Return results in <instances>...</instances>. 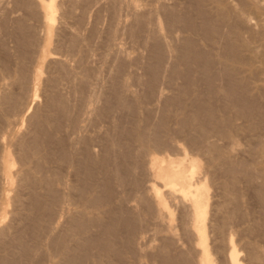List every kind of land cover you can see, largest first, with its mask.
I'll return each instance as SVG.
<instances>
[{
  "label": "bare ground",
  "instance_id": "6f19581e",
  "mask_svg": "<svg viewBox=\"0 0 264 264\" xmlns=\"http://www.w3.org/2000/svg\"><path fill=\"white\" fill-rule=\"evenodd\" d=\"M150 1H148V2L150 3ZM234 1H236V0H234ZM252 1L251 0H238V2H239L238 4H240V5H238L236 3L237 7L241 6V8L238 7L237 10H235V8H233L235 6H231L233 4V2H232V4H230L231 3L230 0H187L188 7H186L187 8L186 12H180L179 11L178 13H176V11H175L174 15L172 12H170V13H172L174 22L181 21L180 24L183 25L181 27H184V29L187 31V34L191 35L189 37H185L184 39H182V37H181L182 42H180L179 46H178V42L181 40H179L176 43L177 47H175V50L177 53L174 51V55L176 53L175 57L176 58L178 57L177 65L176 66L173 65V69L171 68L172 71L168 72V74H170V77L172 78L171 80L179 78L181 81L180 85L176 88V90L178 91L177 95H175V96L172 95V98L168 99L166 102L168 107H171L170 109H173V112L170 113V111H169L168 115H165V116L163 115L161 117V119L157 121V124L154 125L153 129H151V128L146 129V127H143V128H145V130H147L151 134H148L146 131L144 132V130L143 131L140 130V132L142 131L141 133L140 132L139 133L137 132V134L135 133L134 137H133L132 133H130L128 131L122 130L121 133H118L120 136H119V138L117 137L118 138L117 142L119 141L120 137H123L122 138L123 142L121 143L122 148H119V150L120 149L121 150H120V152H118V154L114 152L115 154H117V156H115L116 158L112 164H109L110 160L108 158V154L111 150H113V151L116 150L117 145H115L116 147L111 146L116 142L111 143V141H110L111 144L109 145V143H108L109 146H106L107 142H106L105 146L100 145V146H102V149L100 151L101 154L99 155L97 153L98 151L97 152L91 151L92 147H94L92 145V143H94L96 140L94 139L95 141L93 142L92 141L93 139L91 140L89 137H88L89 139L86 138V136L89 133H87V135H86L81 130L82 128L80 129V131H82L85 134V137L84 138L80 137L81 139L79 141L74 140L75 139L74 135L71 137L73 139H69V140H68V138L65 139V137H66L65 135L63 137H62V135L59 136L61 134L60 133L61 131L59 132V130L61 129V127H63L64 124H66V126H65V128L67 127L66 129H68V128L71 129V127L72 128L76 127L74 125H75V119H77V117L76 118H74L75 116L72 117V115L75 112L71 115L70 110H69L70 107H69L68 103L66 102V98L63 96L62 93H60L61 91L60 92H58L59 90L57 91V89H58L57 86H59L60 83L57 85V83H58L57 79L56 80L53 79L55 76L53 78L50 77L53 80H55V81L52 80L54 82V85H53V87L51 85L52 89L49 90L50 92L47 91L49 93L42 94L45 96L44 105L41 108L42 113L37 115V116L34 115L35 113H33L32 116H29L30 117L29 120L30 119L33 120V122L30 120V123L33 126H32V129L28 131L27 136L23 135L21 138H19V136H18L17 138H19V141L14 142V143H12L13 141L11 139L7 138L6 139L7 141H5L6 143H4L3 139L5 136H4L3 131H4L5 127L10 125L9 123H7L8 121H6L8 115L11 116L10 113H17V111L19 110V113H20V111H21V113H23L22 118L20 117L21 122L26 120V119L23 120L24 115H25V113L28 112V110L32 106L31 105L32 102L34 103L33 100L36 99V98H34V96L36 95V90L38 89L37 86H35V87L33 86L34 91L33 92L30 91V92H32L33 98L30 99V95H29L28 96L29 101L28 102L26 101V103L22 102V100H25V99H23V93L22 92L24 90H26L27 85H28L27 84L28 80L31 77L29 78L28 69L26 70V68H27V67L25 68L26 64L22 60L25 58L24 56L27 55V53L25 54L24 50L23 49L21 50L23 52H21L22 55H20L21 53H19V55H20L19 60L20 61L18 63H20V64H17L19 66V67L17 66L18 70L17 69L13 70V68H12L13 74L11 73V70H10L11 74L8 73V75L5 76V77L12 78V82L11 81L10 82L13 85L14 84L17 85L18 88H16V89H18V92H16V93L15 92L14 93L9 92V93H1L0 94V104H2L4 106L3 111L1 112V114H3V115L0 117L2 119V120L0 119V144L2 146V148L0 147L1 148L0 149V222H3L2 220H4V218L6 216L10 215V214H8V212H9L8 208L5 209V207L2 206L3 203L4 204L7 203V205L11 204L12 206L13 205L16 206V208H19L20 212H21L22 208H24V210L28 208L29 210L26 213V216L25 215L24 216L26 218H28L31 221V223H28L29 226L27 229H26L27 226L24 225L25 226L24 228L22 227L21 229H17L14 231L15 233L11 232L12 234H10L8 227H7L6 231L4 229L1 230L0 237H2L3 240L2 241L0 240V264H39L37 258H38V255L41 253L40 248L46 244V243L44 244V243L40 242L39 237L42 236V235H40V233L44 231V230L42 231V229L46 226L45 221L47 219L50 220V214H53L52 217L54 216V212L51 213L53 208L55 211L59 209L55 205L62 206L63 204L60 205V203H63V202L74 203L75 205H77L76 208H78V205H80V207L78 208L79 209L78 210L79 215L77 217L74 216L75 217L74 218L73 215H71L72 212H70L69 214H66L67 208L65 209L66 213H64V214L69 215V218H68V216H67L68 219L66 218L68 220V222L63 221L64 225H66L65 230L62 233H59V234L57 233L58 234L57 236L56 235L49 236L50 238L48 240V243L46 244L47 247L45 245V247L47 248L46 250H48V251H46L47 253L45 251L43 252V254L46 253L47 255L45 254L46 257L43 256V258H40V259L46 258L47 264H137L138 262H136V256H137V252L139 250L137 251V248H136L134 243L135 242L138 243L139 240L141 241V238H139L138 241H136L137 239L135 240V238L137 237V236L135 237V234H138L139 231L136 233V228H132V226H130L131 225V223L129 224L130 218L125 213H123L125 211H120L118 209H115V207L112 206L113 202L110 203V201L112 198L113 189L115 188V187H112V186H114V185H112V178L114 177L116 179V181L120 184V183H123L128 178L129 173H131L134 169H136V168L140 169L141 168L140 169V171H141L142 167H140V166H142V164L138 163V160H140V159H137V158H139V156L141 155L140 157L143 159L142 156H144L145 154L143 155L142 153H144L145 151H147V155L149 154V156L147 158V162L145 163V165L148 166L149 171L151 170L154 179L158 178V179L162 180L161 181L162 185H160V186H162V187L164 186L166 192H165V194H163V192H161L159 185L154 183V179H153V182H152V180L149 181L147 179L149 182H151V184L144 185V186H147L146 187L147 193L149 192L148 194L151 197V199H149V200H152L151 202L154 204V206H152V207H154L159 213L164 212V215H165V216L163 215L164 218L165 217L167 218L169 216L168 212H165V209H166L165 200L168 198H170V199H168V201L174 200V196H173V199H171L172 197H169V196H172L171 194H174V192L178 188L177 174L183 175V178H185L187 180V186L188 187L180 190V196L179 195L178 196L180 197V199H182V201H183V199L185 200L188 198L191 202V205H189L190 203L188 205H189L190 211H191L190 215H192V217H193V225H192L193 232L191 233L190 230H189V232L191 234L194 233V235L196 237L195 248H197V251L199 252V258L197 259L196 264H209L208 248L205 244V232H204V219H205L206 211H207V209H206L207 203H206V200H205V202H204V200H202L203 199V195H202L203 192H205V194H207V185L205 184V182H206V179H208V177L210 178L209 180H211L212 175H214V177L215 176L217 177V175H218V177L220 175L222 176L221 180H219L217 177V180H219V182H218L219 184H217V185H219L218 188L221 190L220 191V194L222 193L221 196L223 195V200H221L222 205L219 204L222 207L221 206H218V207L216 206V207L219 208L218 212L221 211L220 208H223V209L225 208L224 210L222 209V211L227 210L228 213L225 212L227 214L226 220L232 219L231 221H233V222L236 220H240L238 218H241V216L243 214L238 216L237 211L239 210V213L243 212L242 210L244 208L243 209L241 208L240 205H242V203L240 201L244 199L243 198L244 194H247L248 197L251 199V202L253 203L252 206L254 205L258 209L257 214H254V212H253V214L250 215L251 217L249 215H247V216H249L248 221H250L251 225H252V223H259V225L261 227V224L264 223V167L261 166L262 164L261 165L257 164L258 167L255 166L256 167V168L254 167L255 170L252 167L254 165H256V162L258 163L260 161L259 158L264 153V151H263L264 147L262 146L263 143L261 141V134L262 133L264 134V132H262V131H264V121L262 119L263 117H261V113H262L261 107H263L264 104H263V106H260L259 105L260 103L258 104V102H257L258 100L256 99V96L259 97L258 96L259 94L260 95L262 94L264 96V87L262 85L259 87L258 86L259 83L256 85V83H257L256 81L260 80V71H261V74H264V31L262 32V29H261V31H259V32L263 33L261 37L258 38L259 33H257V35H255V36H257V38L256 37H253V38L249 37L248 39H243L242 34H240L241 31H239V30H243L244 28H246V26H248L247 23L250 22V20L247 23L245 22L247 20L245 15H247V16L252 15V14H250V12L252 13V11H254L255 8L257 7L252 3V5H254V7H255V8L253 7L254 9H252V7H251L252 5H250V2H252ZM73 2H75V1H73ZM133 2H134V0H133ZM228 2H230V3H228ZM256 3L257 2H255V4ZM53 4H54V0L48 1L49 9H50V7L52 8ZM184 4H186V3H184ZM161 5H162V3H161ZM2 6H3V4H2ZM163 8H165V7L163 6ZM171 8H173V6H171ZM165 9H163L162 13H164ZM157 10H159V9L157 8ZM257 10H259V8ZM261 10H264V8ZM166 11H168V10L166 9ZM246 12H248V14H246ZM254 14L255 13H253V15H252L253 17L255 16ZM167 15H169V14H167ZM167 15H166V18H167ZM242 15L245 16V18L241 17ZM257 15H260V14L257 13ZM142 16H144V13H142ZM163 17H165V16H163ZM170 17L171 16H169V18ZM240 17L243 18L242 21H244V19H246L244 21V23L246 24L245 27H244V23L241 21ZM259 17H258V20H260ZM145 18H147V17L145 16ZM232 18H236L237 20L234 21ZM252 18L250 17L248 19H252ZM46 19H50V16H46ZM197 19H199V22L196 21ZM148 20H150V19H148ZM261 20H262V18H261ZM171 21H173V20H171ZM263 21H264V19H263ZM20 22L18 23V25L20 24ZM170 22H169V24H172V22L171 23ZM258 23H260V22H258ZM175 24H178V26L180 27L179 23H174V25L172 24L173 27L171 26V29L175 28L174 27ZM249 26H251V25H249ZM148 27H149V31H150L151 27L150 26H148ZM158 28H160V26ZM158 28H156V29L158 30ZM177 29H179V28H177ZM146 30H148V28ZM159 30H160L159 31V33H160L161 29H159ZM180 30L175 31V33H178V32L180 33ZM167 31H169V30H167ZM113 33H114V31H113ZM157 33H158V31H157ZM172 33H174V32L172 31ZM182 33H184V32H181V35H183ZM10 34H11V32H10ZM156 35H158V34H156ZM169 35H171V33ZM185 35H183V37ZM193 35L198 36V40L205 39L204 41H207V43H208V49L203 50L200 47L201 44L199 46L197 43L198 42L196 39L197 37L194 36L195 37L194 38ZM202 35L204 36V38H202L203 37ZM4 36H6V35H4ZM24 36H26V35H24ZM165 36H167V35H165ZM243 37H244V32H243ZM111 38H112V36H111ZM157 38L159 39V37H157ZM168 38L169 37H167V39ZM217 38H219L218 40L221 41V46L220 47L217 46L218 48H215V44L217 43L215 41ZM246 38H247V36H246ZM17 39H15V40H17ZM30 39H32V37ZM28 40H29V38H28ZM159 41H160V39H159ZM254 41H256L257 44H255L256 42L254 43ZM26 43H27V41H26ZM252 43L255 44L254 46L257 45L256 46L257 48L256 47L254 48V46H252ZM163 45H165V44H163ZM168 45L169 44H167V46ZM171 46H172V48H174L173 45H171ZM168 47H170V46H168ZM172 48L170 47L171 51L173 50ZM214 48L216 49L215 54H214ZM87 51H89V50H87ZM151 51L154 52V53H152V55H154L152 57H156L158 59L161 58V57H159V53L162 51L159 49L158 45L154 44V50H151ZM244 52H246V53L244 54ZM82 54H83V52H82ZM158 59L157 60L155 59V60L160 62ZM17 60H18V58H17ZM27 60H28V58H27ZM90 60H92V59H90ZM6 61H7V59H6ZM61 61H63V60L61 59ZM256 61L262 63L263 66H261V64H260L261 67L258 66L261 69H257L258 67H255L254 65H252V63H256ZM76 63L78 64V62H76ZM3 65H5V64L3 63ZM63 65L61 63L60 66L62 67ZM180 65H181L182 69H180V67H179ZM89 66H90V64H89ZM6 67H8V66H6ZM64 67L66 68V66H64ZM157 68H159V67H157ZM163 68H164V66H163ZM67 70H71V69L67 68ZM67 70L65 71L66 72L64 75L65 77L69 76V74H68L69 71H67ZM60 71H61L60 75L64 73L62 70H60ZM152 71H153V68H152ZM155 71H156V69H155ZM1 72H3V71H1ZM67 74H68V76H67ZM77 75H79V74H76L75 76L77 77ZM68 78H67V80H68ZM72 78H75V77H72ZM72 78H70V79H72ZM79 78H77V80ZM168 78H169V76H168ZM32 79H34V78H32ZM58 79L66 80L63 76L58 77ZM109 80H111V79H109ZM126 80L127 79H125V81ZM152 80H154V79L152 78ZM31 81L32 80H29V82H31ZM80 81H82V79ZM254 81H255L254 85H256L257 88L255 86H253V87L251 86V82L253 85ZM36 82L37 81H35V85H36ZM115 83L116 82H114V84ZM32 84H34V83H32ZM79 84H80V82H79ZM67 85H68V83H67ZM174 85H173V87H174ZM102 86H104V85H102ZM117 86H119V85H117ZM112 87H110V88H112ZM254 87H255V89H254ZM62 88L59 87V89H61V90H62ZM68 88H69V85H68ZM70 88H72V87H70ZM151 88H153V87H151ZM170 88H171V86H170ZM118 90L116 89L115 91L117 92ZM92 91H95V90H92ZM108 91H110V90H108ZM119 91H121V90H119ZM152 91L154 92V89ZM25 92H24V94H25ZM159 92L162 93V91H160V90H159ZM76 93H77V91H76ZM91 93H93V92H91ZM114 93H112L113 97H114L113 99H118V100L120 99L122 101L123 98L121 99V97L119 96V94H121V93L118 94L119 98ZM126 93H127V91H126ZM27 94H28V92H27ZM112 94H110V97ZM160 94L158 93V97L157 96L156 97L159 98ZM155 95H157V94H155ZM24 97H27V96H24ZM80 97H81V95H80ZM260 97H259V99H260ZM98 98H99V96H98ZM98 98H97V100H98ZM144 98H142V99H144ZM166 98H168V97L166 96ZM262 99H260V100L262 101ZM90 100L93 101V99H90ZM90 100L87 99V102L90 103L91 102ZM85 101L86 100H84V102ZM147 101H148V99H147ZM123 102H125V101H123ZM148 102H151V101H148ZM76 103L77 102L75 101V104ZM107 103L108 102H105V104H107ZM109 103L106 106H109L110 105ZM111 103H113V102H111ZM125 103H127V101ZM72 104H73V102H72ZM75 104H74V106H75ZM86 104L87 103H85V107H86ZM113 105H114V103H113ZM115 105H117V104H115ZM126 105L128 106V104H126ZM82 106H83V103H82ZM88 106H89V104H88ZM122 106L123 105H121V108H122ZM115 107H117V106H115ZM79 108H81V107H79ZM109 108H111V107H109ZM121 108H120V111L122 110ZM123 109H125V108H123ZM129 109H130V107H129ZM101 110H102V108H101ZM106 110L107 109L105 108V111ZM162 110H164V109H162ZM105 111L103 110V112H105ZM132 111H133V109H132ZM76 113H78V112H76ZM82 113H84V112H82ZM98 113H99V111H98ZM100 113H101V111H100ZM263 113H264V109H263ZM137 114H138V112H137ZM14 115L16 116V114H14ZM18 115L20 116V114H18ZM78 115H80V114H78ZM101 115H103V114L101 113ZM131 115H132V113H131ZM76 116H77V114H76ZM106 116H108V115H106ZM115 117L117 118V116H115ZM14 118L15 117L12 116V120L19 122L20 118H19V120L14 119ZM17 118H18V116H17ZM142 118L144 119V117H142ZM145 118H147V117L145 116ZM78 119L81 121L80 118H78ZM170 119L174 120L172 122L175 124L174 126H176V128H177L176 132H178V134H180L179 137L182 138V140H181V138H178L179 141H183L184 144H183V142H182V144L185 147H187V146L188 147L189 146L190 147H192V146L196 147L197 146L196 147L197 149L195 148L196 151L200 149L199 150L200 152L195 151V154H197L198 156L203 158L202 160H205L204 163H206L205 166L203 167L202 171H201V173H202L201 181H200V176L197 175L199 173L198 162L195 160L196 159L195 157H192L191 155H189L191 157L188 156L189 151L186 152V149H188V148H184L183 146H181V149H183V150L181 151L180 157L178 159H174V158L165 159L166 157L165 158L161 157V156L157 157L156 155L152 154L155 151L157 152V150H159V149L160 150L161 149L166 150L165 147L168 146V144L166 142V140L168 139L167 135L169 134V131L171 129V126L169 127V125L167 124L166 121H168V123H169ZM237 119L241 120V121H239L240 123L239 122L235 123V121H237ZM144 120H147V119H144ZM83 121H84V119H83ZM97 121H99V120H97ZM100 121H101V119H100ZM103 121H105V120H103ZM4 122H6V125L3 126ZM63 122H64V124H63ZM82 122L81 123L79 122V123L82 124ZM145 123H146V121H145ZM22 124L20 123L21 126H22ZM96 124L98 125L99 123H96ZM148 125L145 124V126H147V127H148ZM10 126H12V125H10ZM78 126H81V125H77L76 128H78ZM131 126H133V125H131ZM87 127H88V125H87ZM99 127H100V125H99ZM99 127H97V128H99ZM15 129H16V127H15ZM86 129H83V130L85 131ZM125 129H129V128H125ZM9 130H10V128H7V130H6L8 132V135L13 134V133H9ZM11 130L14 131V129H11ZM77 130L78 129H76V134L78 133ZM17 131H19V130H17ZM94 131L96 132V134L100 135V133H97L98 131H96V130H94ZM246 131L257 133L256 136H258V139H259L257 142V147L260 146V148L256 147L257 151L255 149V151L258 155L259 161L257 159L256 162H251V163H254V165L252 167H250L252 164L250 166L248 164H245L246 160L243 162L241 158H240L241 161L238 160L237 162H234L235 159L234 160L231 159L230 161H228V156L225 155V154H227L225 152V150L228 149L231 151V150H233V148L229 149V148L224 147L223 145H219L220 149H221V146L225 148V150H222V149L220 150L219 147H217L218 145H215V143L213 144L212 142L210 143L207 140V136L210 137L212 135L213 136L217 135L219 139H223L224 141L227 140L226 142H230L229 140H231L233 138L236 139V136L237 137L239 136L238 134L242 135L243 133H246ZM116 133H117V131H116ZM162 133L164 135H162ZM248 134L250 135L251 133H248ZM248 134L246 136H248ZM149 135H151V136H149ZM174 135L175 134L173 132H171L169 136H174ZM100 136H102V135H100ZM104 136H106V135L103 134L102 137H104ZM254 136H255V134H254ZM94 137H96V135ZM132 137L134 138L135 141L138 142V145L136 146L137 147L136 151H134L132 149L134 151V153H132L130 151V149H131L130 147L132 146L130 144L131 143L130 141H132V140H130V139ZM166 137H167V139H166ZM251 137H253V136L250 135L249 138H251ZM12 138H13V136H12ZM96 138L100 139L101 137L100 138L96 137ZM243 138H244V136H243ZM245 138H247V137H245ZM175 139H177V138H175ZM235 139H233V141L231 140L232 142H234V144L236 142ZM99 141L101 142V140H99ZM232 144L233 143H231L230 145H232ZM103 145H104V143H103ZM247 145L249 146V143ZM10 146H13L12 150L10 149ZM110 146L113 148L111 149ZM133 146H135V145H133ZM177 147H179V145ZM230 147H235V146L232 145ZM177 149H179V148H177ZM192 149H194V148H192ZM235 150H237V149H235ZM113 151H111L110 154H112ZM92 152L97 153L98 155L93 154ZM191 152L192 151H190V153ZM192 154H193V152H192ZM243 155H244V153H243ZM229 156H230V158H232L231 155H229ZM110 158H112V155ZM163 161H166V165L161 164V163H163ZM231 161H233V162H231ZM249 161H251V160H249ZM247 163H249V162H247ZM16 164H17V166L14 167V165H16ZM62 164H64L63 166H65V168L67 170L70 169V171H71L70 173H72L73 175L76 176L77 179L72 177V178L76 179L75 180L76 182L75 181L72 182V181H69L66 179L67 178L66 176L69 175L70 173H68V174L66 173L67 175L65 176V173L62 170ZM202 165H204V164H202ZM110 167L112 169H110ZM138 167H140V168H138ZM14 169H15V171H14ZM151 172H149V173H151ZM149 177H150V174H149ZM68 179H69V177H68ZM129 179L130 178H128V182H129ZM133 179H134V177H133ZM140 181H142V180H140ZM241 181L245 182V185H242L244 188L240 187V184L242 183ZM255 181H257V182H255ZM125 182H127V181H125ZM209 182L210 181H207L206 183H209ZM212 182H210V183H212ZM239 182H240V184H239ZM142 184H143V182H142ZM183 184H184V182H183ZM133 185L135 187H137V190H135V192H140L141 185H139V178L138 177L135 180H133ZM212 186H214V185H212ZM60 187H62V189H65V190L59 191ZM219 189H218V191H219ZM15 190L16 191L22 190L24 192L23 195H24V197L27 198L28 204H27L26 200H25V203L23 204L24 199H21L22 198L21 195L18 196V194H17L18 192H14L13 193L14 196H12L11 191H15ZM131 190H133V188H131ZM60 192H62V193H60ZM75 192L79 193V196H77L78 194L76 195ZM20 193L21 192H19V194ZM125 193H128V192H125ZM147 193H145V194L148 195ZM166 193H168L170 195L166 196L167 198L164 200L165 197H163V196L166 195ZM145 194H143V196L139 195V194H138L139 196L138 195H136V196H138L139 203L141 205H143V209H145V211L147 212L148 209H146V198H145L146 196L144 197ZM149 196H147V198H149ZM176 196H177V194H176ZM178 196H177V199H179ZM126 198H128V197H126ZM246 198H247V196L245 197V199ZM114 199H116V198L114 197ZM118 199H120V198H117V200ZM149 200L147 201V204H149L148 203ZM127 201H128V199H127ZM248 201H250V200L248 199ZM248 201L245 200V203L246 202L248 203ZM239 202L241 203L240 205H239ZM104 204L107 205L106 210L103 211L101 209L103 211V212H101V214H102L101 216H103V213H104L105 217H106L104 221H100V223H98V222H94V219H92L93 223H91L92 222L91 218L89 220L86 218L83 219L82 216L87 215L85 213H87L88 211L87 212H85V211L88 210V208H87L88 206L89 207L93 206V208L95 207V208L99 209V207L101 205L104 206ZM170 204H171V202H170ZM170 204H168L169 208H171V206H169ZM11 205H9V207ZM26 206H27V208H26ZM121 206H122V204H121ZM147 206H150V205H147ZM178 206H179V204H178ZM178 206H176V207H178ZM124 207H125V205H124ZM126 207H128V206H126ZM238 207H240L242 210L239 209ZM60 208L62 210H64L63 208H65V206H62ZM76 208L74 209V211H76ZM93 208H91V209L93 210ZM117 208H118V206H117ZM141 208H142V206H141ZM84 209H85V211H84ZM97 209H94V212L96 210V214L98 213ZM129 209H130V207H129ZM72 210L73 209H71V211ZM121 210H122V208H121ZM152 210H154V209H152ZM240 210H241V212H240ZM248 210H247V213H252V210H250V209H248ZM26 211H24V212H26ZM17 212L18 211L13 212V213L17 217H19V220L21 218H23V220H24L25 218H24L23 214H21L19 212L17 213ZM59 212H61V211L60 210L58 211V215H59ZM62 212H64V211H62ZM130 212H133V211H130ZM211 212H213V211H211ZM221 213H223V212H221ZM55 214L57 215V213H55ZM129 214H131V213H129ZM213 214H214V212H213ZM244 214H245V212H244ZM159 215L160 214H158V216ZM222 215L223 214H221V216ZM161 216H162V214H161ZM161 216H159V217H161ZM184 216H185V214H184ZM184 216H183V218H184ZM221 216H220V218H222L221 219L222 222H220V221L219 222L221 224L222 223L225 224L224 223V222H226V221H224L225 215H223L222 217ZM64 217L61 216V218H64ZM88 217H89V215L87 216V218ZM61 218H60V220H61ZM137 218H139V217H137ZM244 218H246V215H244ZM244 218L242 217V220H244ZM55 219H56V216H55ZM66 219H64V220H66ZM133 219H135V218H133ZM23 220H22V222H23ZM95 220H99V219H96V217H95ZM54 221H56V220H54ZM244 221H247V220H244ZM47 222H49V221H47ZM132 222H134V221L132 220ZM138 222H139V220H138ZM177 222H178V220H177ZM207 222H208V220H207ZM184 223H185V221H184ZM226 223H229V221H227ZM180 224H181V222H180ZM93 225H95L94 228L95 227L97 228L96 231L94 229V231L97 233L95 235H90L91 232H89L88 230H90V228ZM189 225H191V223H189ZM2 226H0V227H2ZM6 226H5V228H6ZM51 226H53V225H51ZM166 226H167V230L169 232H171L169 224H167ZM182 226H184V225H181V227ZM214 226H216V227H214ZM47 227H50V226H47ZM181 227L178 229H181ZM186 227L188 228V225H185V229H187ZM211 227H212V224H211ZM213 227L214 228H212V229H214L216 231V234L221 235V231L223 230L222 226L215 224V225H213ZM256 227H257V225H256ZM17 228H19V227H17ZM123 228H124V230H122ZM234 228H235V226H234ZM253 230H254V228H253ZM90 231H92V230H90ZM250 231L254 232L255 230L252 231V228H251ZM178 232H180V231H178ZM186 232H188V229L186 230ZM223 232H224V230H223ZM259 232H261V231H259ZM48 233H50L49 230H48ZM139 233H141V232H139ZM144 233H146V232H144ZM26 234L27 235L30 234L31 237H30V235H28V236L32 239L29 240L30 239L29 237H27L29 239H25ZM46 234H47V232H46ZM54 234H56V233H54ZM92 234H94V233H92ZM251 234H254V233H251ZM259 235L264 236L263 233H259ZM224 237L226 238V236H224ZM44 238H45V235H44ZM187 238H188V235H187ZM46 239H47V237H46ZM46 239H44V240H46ZM217 239H218V237L216 238V240L214 238V241H216L215 242L216 243L215 252H216V250H218L220 253L221 251L224 250L223 248L225 246L226 255L225 256L222 255L223 257H226L225 262H227V264H240L239 263V250H238V248L240 246H238V248L236 247L234 240L232 239L231 234L228 236L226 242L224 241L225 239L224 240L222 239V237H220L218 240ZM44 240H43V242H45ZM149 241H148V243H149ZM188 241L190 242V240H188ZM222 241L224 243H222ZM253 241L254 240H252V242H250V243L248 241L247 243H249L251 245V243H253ZM40 243L43 245L40 246L41 245ZM178 243H180V242H178ZM220 244L221 245L223 244V247L220 246ZM143 245L145 246V244H143ZM159 245H158L157 251L155 253H153L152 255H154L156 257L155 259H157V257H158L160 259L161 264H191L188 261V258H189V257H187L188 253H185V252L178 253L177 252V254H175L174 256L173 255L171 256L167 251L168 250V248H167L168 244L165 243L164 245L162 244V246H159ZM245 246H248V245L246 244ZM252 246H253V244H252ZM252 246L249 248L247 247L246 249H243L246 251L245 257L248 258V261L254 262V264H264V256H261L260 254L258 255L257 254L258 251L256 252V248L255 249L253 248L255 246H253V247ZM241 247H242V245H241ZM241 247L239 249H241ZM43 248H42V250H43ZM141 248H143V247H141ZM89 250L90 251L92 250L91 254L88 253ZM184 250H185V248H184ZM143 251H144V249L142 250V252ZM218 251H217V254H218ZM125 252L127 253V255L123 256ZM139 252H141V251H139ZM225 252H224V254H225ZM147 253H148V251H147ZM88 254H90V255H88ZM145 254H146V252H145ZM213 254H211V255H213ZM221 254H223V253H221ZM40 255H42V254H40ZM139 255H140V253H139ZM142 255H144V254H142ZM150 255L151 254H149L148 256H150ZM144 256H146V255H144ZM154 256H152V257H154ZM214 256L216 257V255H214ZM192 257L193 256L191 255V258ZM215 257H214V259H215ZM223 257H221V258H223ZM145 259H147V256ZM149 259H151V258H149ZM145 261H142V262H145ZM139 262H140V259H139ZM157 264H158V261H157ZM224 264H226V263H224Z\"/></svg>",
  "mask_w": 264,
  "mask_h": 264
},
{
  "label": "rangeland",
  "instance_id": "374dc122",
  "mask_svg": "<svg viewBox=\"0 0 264 264\" xmlns=\"http://www.w3.org/2000/svg\"><path fill=\"white\" fill-rule=\"evenodd\" d=\"M48 1L50 0H0V94L1 93H16L18 92V88L17 85H13L11 82H12V78L10 77H5L8 75V73H10V70H11V73L13 70L17 69L18 70V65L17 64H20L18 63L20 60V55H22L21 51L22 49L24 50L25 54L27 53V55H25L24 59H22L26 66V70L28 69V75H29V80H32L31 82H29L28 80V85H27V88L26 90H24L22 93H23V99L25 100H22V102L26 103V101L28 102L29 101V95H30V99L33 98L32 96V92L34 91V87L37 86V90H36V95L34 96V98H36L34 101V103L32 102V106L30 107V109L28 110L27 113H25L24 115V121L21 122V118H22V114L21 111L19 113V110L17 111V113H10L11 116L8 115L7 117V120L8 121L7 123H9L10 125L12 126H7L4 128V143H6L5 141H7L6 139L9 138L11 139L14 143V142H18L19 141V138H21L23 135H26L27 136V133L29 130L32 129V124L30 123V120L33 122L32 119L29 120V116H32L33 113H35L34 115H39L42 113V107L44 105V100H45V96L42 95V94H45V93H49L54 85V82L56 79H57V85L59 84L58 89L57 91L62 93L63 96L66 98V102L68 103L69 105V110H70V113L71 115L75 112H78L76 114L74 113L72 115L75 116L74 118L77 117L81 119V121L78 119H75V125L77 127V125H81V126H78V128H68L66 129L65 126L66 124H64L63 122V127H61V129L59 130V133L62 137L65 135V139L68 138L69 139H73L71 138L73 135L75 136L74 140H80L81 138H84L85 137V134L87 135V133H89L86 138H90L94 143H92V145L94 147H92V150L91 151H94V152H97L99 155L101 154L100 151L102 149V146H105L106 142V146H109L111 143H114L113 147H116L115 145H117L116 147V150H111L113 151L112 154L111 151L109 152L108 154V158L110 160L109 164H112L115 160V156H117L118 152H120L119 148H122L121 146V143L123 142V137H120L119 139V143L117 142L118 138H119V134L118 133H121L122 130L124 131H128L130 133H132L133 137H134V134L137 132L139 133L140 130H144V132L146 131L148 134H151L149 133L147 130H145V128L143 127H146V129H153L154 125L157 124V121L161 119V117L164 115H168L169 111L170 113L173 112V109H170L171 107H168V105L166 104L167 100L172 98V95L175 96L177 95L178 91L176 90V88L180 85L181 81L179 78H176L174 80H171L172 78L170 77V74H168V72H171L172 69H173V65L176 66L177 65V61H178V57L176 58V50H175V47H177V42L179 40H181V37L182 39H184L185 37H189L191 36L190 34L188 35L187 34V31L184 29V27H181L183 25H181V21L179 22H174V19H173V16H172V13L174 15L175 11L176 13H178L179 11L180 12H186L187 11V8L188 7V4H187V0H54V4L52 6V8L48 7ZM75 1V2H73ZM95 1V2H94ZM131 1V2H130ZM150 1V3L148 2ZM164 1V2H163ZM185 1V2H184ZM252 1V0H251ZM259 1V2H258ZM70 2V3H69ZM138 4H137V3ZM140 2V3H139ZM153 2V3H152ZM162 5H161V3ZM169 2V3H168ZM231 2V3H230ZM230 4H233L231 6H235L233 8H235V10H237L238 7L241 8V6H238L237 7V4L239 3L238 0L236 1H232L230 0ZM255 2H257L255 4ZM26 3V4H25ZM88 3V4H87ZM173 3V4H172ZM186 3V4H184ZM235 3V4H234ZM237 3V4H236ZM252 3L257 6L256 8L259 10H257L254 5H252ZM3 4V6H2ZM29 4V5H28ZM73 4V5H72ZM86 4V5H85ZM141 4V5H140ZM184 4V5H183ZM259 4V5H258ZM264 0H253L252 2H250V5H252V9L255 8L254 11H252V13L250 12V14L253 15V13H255L254 17L252 15L250 16H246V19H244V21L247 23L249 20L250 22H248V26H246V24L244 23L243 18H245V16H241L243 18L240 17L241 21L244 23V27L246 26V28H244L243 30H239L241 31L240 34H242V38L243 39H248L249 37L250 38H253V37H256L255 35H257V33H259L258 35V38L262 36V32L264 31V10H261L264 8ZM37 5V6H36ZM44 5V6H43ZM161 5V6H160ZM167 5V6H166ZM186 5V6H185ZM240 5V4H238ZM31 6V7H30ZM83 6V7H82ZM90 6V7H89ZM163 6L169 11H166L165 8H163ZM171 6H173V8H171ZM262 6V7H261ZM59 7V8H58ZM75 7V8H74ZM151 7V8H150ZM254 7V8H253ZM261 7V8H260ZM72 8V9H71ZM110 8V9H109ZM157 8L159 10H157ZM171 10H170V9ZM184 8V9H183ZM239 8V9H240ZM7 9V10H6ZM29 9V10H28ZM34 9V10H33ZM49 9V10H48ZM99 9V10H98ZM141 9V10H140ZM146 9V10H145ZM149 9V10H148ZM163 9H165L164 13L163 12ZM28 10V11H27ZM65 10V11H64ZM72 10V11H71ZM130 10V11H129ZM156 10V11H155ZM173 10V11H172ZM185 10V11H184ZM94 11V12H93ZM158 11V12H157ZM260 14V15H257V13ZM261 11V12H260ZM44 12V13H43ZM48 12V13H47ZM110 12V13H109ZM160 12V13H159ZM168 12V13H167ZM172 12V13H170ZM5 13V14H4ZM96 13V14H95ZM116 13V14H115ZM142 13H144V16H142ZM45 14V15H44ZM50 14V15H49ZM124 14V15H123ZM150 14V15H149ZM154 14V15H153ZM169 14V15H167ZM246 14H248V12H246ZM91 15V16H90ZM149 17H148V16ZM165 17H163V16ZM166 15H167V18H166ZM257 15V16H256ZM263 15V16H262ZM45 16V17H44ZM46 16H50V19H46ZM145 16L147 18H145ZM155 16V17H154ZM169 16H171L169 18ZM260 16V17H259ZM85 17V18H84ZM94 17V18H93ZM252 18V19H248V18ZM258 17L260 18V20H258ZM80 18V19H79ZM92 18V19H91ZM124 18V19H123ZM152 18V19H151ZM162 18V19H161ZM197 18V17H196ZM262 18V20H261ZM99 19V20H98ZM136 19V20H135ZM150 19V20H148ZM234 21H236L237 19L236 18H232ZM255 19V20H254ZM11 20V21H10ZM98 20V21H97ZM148 20V21H147ZM159 20V21H158ZM161 20V21H160ZM169 20V21H168ZM173 20V21H171ZM21 21V22H20ZM47 21V22H46ZM87 21V22H86ZM114 21V22H113ZM116 21V22H115ZM172 22V24L174 25V23H179L180 27L178 26V24H175V28H172L171 29V26L172 24H169V22ZM197 22H199V19L196 20ZM17 22V23H16ZM20 22V24L18 25V23ZM77 22V23H76ZM159 22V23H158ZM170 22V23H171ZM174 22V23H173ZM260 22V23H258ZM7 23V24H6ZM88 23V24H87ZM94 23V24H93ZM96 23V24H95ZM122 23V24H121ZM157 23V24H156ZM80 24V25H79ZM155 26H154V25ZM159 24V25H158ZM16 25V26H15ZM83 25V26H82ZM178 27H177V26ZM251 25V26H249ZM262 25V26H261ZM15 26V27H14ZM24 26V27H23ZM145 26V27H144ZM147 26V27H146ZM151 27L150 31H149V27ZM160 26V28H158ZM162 26V27H161ZM165 26V27H164ZM254 26V27H253ZM19 27V28H18ZM154 27V28H153ZM173 27V26H172ZM135 28V29H134ZM148 28V30L146 29ZM158 28V30L156 29ZM163 28V29H162ZM167 28V29H166ZM170 28V29H169ZM179 28V29H177ZM159 29H161V32L159 33ZM181 29V30H180ZM183 29V30H182ZM251 29V30H250ZM255 29V30H254ZM262 29V32H259L261 31ZM3 30V31H2ZM14 30V31H13ZM17 30V31H16ZM111 30V31H110ZM169 30V31H167ZM180 30V33H175V31H179ZM246 30V31H245ZM32 31V32H31ZM114 31V33H113ZM158 31V33H157ZM172 31L174 33H172ZM244 32V37H243V32ZM11 32V34H10ZM181 32H184L182 33L183 35H185L183 37V35H181ZM186 32V33H185ZM154 33V34H153ZM164 33V34H163ZM171 33V35H169ZM115 34V35H114ZM152 36H151V35ZM158 34V35H156ZM6 35V36H4ZM23 35V36H22ZM26 35V36H24ZM28 35V36H27ZM167 35V36H165ZM178 35V36H177ZM247 38H246V36ZM251 35V36H250ZM253 35V36H252ZM22 38H21V37ZM112 36V38H111ZM172 36V37H171ZM197 37V43L198 45L200 46L201 44V48L204 50V49H208V43L207 41H204L205 39H202V40H198V36L196 35H193V37ZM203 36V35H202ZM32 37V39H30ZM159 37V39L157 38ZM163 37V38H162ZM167 37H169L167 39ZM178 37V38H177ZM194 37V38H195ZM18 38V39H17ZM26 38V39H25ZM29 38V40H28ZM87 38V39H86ZM172 38V39H171ZM204 38V36L202 37ZM11 39V40H10ZM17 39V40H15ZM24 39V40H23ZM36 39V40H35ZM146 39V40H145ZM177 39V40H176ZM219 38L216 39L215 42H217L215 44V48H218L217 46H221V41L218 40ZM167 40V41H166ZM12 41V42H11ZM21 41V42H20ZM25 41V42H24ZM27 41V43H26ZM30 41V42H29ZM65 41V42H64ZM88 41V42H87ZM146 41V42H145ZM158 41V42H157ZM200 41V42H199ZM80 42V43H79ZM162 42V43H161ZM168 42V43H167ZM180 42H178V46L180 45ZM220 42V43H219ZM256 41H254L255 43ZM86 43V44H85ZM90 43V44H89ZM28 44V45H27ZM65 44V45H64ZM82 44V45H81ZM84 44V45H83ZM153 44V45H152ZM154 44L158 45L159 49L162 51L159 53V57H161L160 59L156 58V57H152L154 55H152V52L151 50H154ZM165 44V45H163ZM167 44H169L168 46H170L172 48L171 45H173L174 48H172L173 50L171 51L170 47L167 46ZM206 46H205V45ZM220 44V45H219ZM257 44V42L255 43ZM255 44L252 43V46H254ZM19 47H17V46ZM146 45V46H145ZM203 45V46H202ZM257 46V45H256ZM254 46V48L256 47ZM28 47V48H27ZM214 48V54H215V49ZM257 48V47H256ZM6 49V50H5ZM89 51H87V50ZM72 52H71V51ZM86 50V51H85ZM169 50V51H168ZM4 51V52H3ZM6 51V52H5ZM18 51V52H17ZM28 51V52H27ZM64 51V52H63ZM174 51L176 52L175 55H174ZM10 52V53H9ZM17 52V53H16ZM35 52V53H34ZM75 52V53H74ZM83 52V54H82ZM89 52V53H88ZM217 52V51H216ZM14 53V54H13ZM19 53H21L19 55ZM81 53V54H80ZM246 52H244L245 54ZM31 54V55H30ZM69 54V55H68ZM71 54V55H70ZM169 54V55H168ZM2 55V56H1ZM9 55V56H8ZM64 55V56H63ZM81 55V56H80ZM63 56V57H62ZM68 57V58H67ZM72 57V58H71ZM89 57V58H88ZM175 57V58H174ZM18 58V60H17ZM28 58V60H27ZM31 58V59H30ZM86 58V59H85ZM154 58V59H153ZM172 58V59H171ZM7 59V61H6ZM61 59L63 61H61ZM69 59V60H68ZM92 59V60H90ZM116 59V60H115ZM158 59L160 62L156 61ZM14 60V61H13ZM27 60V61H26ZM81 60V61H80ZM85 60V61H84ZM2 61V62H1ZM91 61V62H90ZM162 61V62H161ZM6 62V63H5ZM14 62V63H13ZM78 62V64L76 63ZM86 62V63H85ZM88 62V63H87ZM255 62V61H254ZM3 63L5 65H3ZM60 63V64H59ZM62 63V67L60 66ZM84 63V64H83ZM160 63V64H159ZM258 63V64H257ZM90 64V66H89ZM171 64V65H170ZM263 66L262 63L256 61V63H252V65H254L255 67H261L260 66ZM129 65V66H128ZM158 65V66H157ZM160 65V66H159ZM257 65V66H256ZM8 66V67H6ZM18 66V67H17ZM66 66V68L64 67ZM121 66V67H120ZM125 66V67H124ZM164 66V68H163ZM172 66V67H171ZM102 67V68H101ZM123 67V68H122ZM156 67V68H155ZM159 67V68H157ZM170 67V68H169ZM180 69H182L181 65L179 66ZM257 68V69H261V68ZM4 68V69H3ZM10 68V69H9ZM13 68V70H12ZM62 68V69H61ZM67 68H70L71 70H67ZM90 68V69H89ZM152 68H153V71H152ZM164 70H163V69ZM168 68V69H167ZM172 68V69H171ZM31 69V70H30ZM62 70L64 73L60 75L61 71ZM85 71H84V70ZM156 69V71H155ZM160 69V70H159ZM171 69V70H170ZM5 70V71H4ZM34 70V71H33ZM37 70V71H36ZM69 71L67 76L69 77H65V71ZM103 70V71H102ZM3 71V72H1ZM60 71V72H59ZM79 71V72H78ZM88 71V72H87ZM93 72V73H92ZM10 73V74H11ZM134 73V74H133ZM6 74V75H5ZM13 74V73H12ZM18 74V73H17ZM72 74V75H71ZM76 74H79L77 75V77L75 76ZM126 74V75H125ZM164 74V75H163ZM3 75V76H2ZM59 75V76H58ZM71 75V76H70ZM120 75V76H119ZM153 75V76H152ZM14 76V75H13ZM55 76V77H54ZM60 76H63L66 80L62 79H58V77ZM98 76V77H97ZM126 76V77H125ZM150 76V77H149ZM167 76V77H166ZM169 76V78H168ZM50 77H54L53 80L52 78ZM72 77H75V78H72ZM82 81H80L81 79ZM115 77V78H114ZM34 78V79H32ZM68 78V80H67ZM72 78V79H70ZM77 78H79L77 80ZM98 78V79H97ZM118 80H117V79ZM124 78V79H123ZM137 78V79H136ZM152 78L154 80H152ZM70 79V80H69ZM111 79V80H109ZM125 79H127L125 81ZM148 79V80H147ZM51 80V81H50ZM53 80V81H52ZM64 80V81H63ZM76 80V81H75ZM97 80V81H96ZM102 80V81H101ZM165 80V81H164ZM171 80V81H170ZM11 81V82H10ZM34 81V82H33ZM35 81L36 82V85H35ZM49 81V82H48ZM62 83H61V82ZM71 81V82H70ZM146 81V82H145ZM155 81V82H154ZM259 81V82H258ZM53 82V83H52ZM64 82V83H63ZM78 82V83H77ZM80 82V84H79ZM114 82H116L114 84ZM118 82V83H117ZM138 82V83H137ZM149 82V83H148ZM170 82V83H169ZM172 82V83H171ZM256 85L258 84V86L260 87L261 85L264 87V74H261V71H260V80H257L256 81ZM34 83V84H32ZM51 83V84H50ZM69 85V88H68V85ZM70 83V84H69ZM76 83V84H75ZM93 83V84H92ZM106 83V84H105ZM130 83V84H129ZM141 83V84H140ZM154 85H153V84ZM64 84V85H63ZM123 86H121V85ZM148 84V85H147ZM175 84V85H174ZM255 81L253 82V85H252V82H251V86H255ZM7 85V86H6ZM32 85V86H31ZM50 87H49V86ZM52 85V87H51ZM64 87H63V86ZM86 85V86H85ZM104 85V86H102ZM114 85V86H113ZM116 85V86H115ZM119 85V86H117ZM128 85V86H127ZM174 85V87H173ZM34 86V87H33ZM63 88H62V87ZM74 86V87H73ZM97 86V87H96ZM113 86V87H112ZM125 86V87H124ZM133 86V87H132ZM142 86V87H141ZM156 86V87H155ZM171 86V88H170ZM32 87V88H31ZM62 88L61 89H59ZM72 87V88H70ZM79 87V88H78ZM90 87V88H89ZM96 87V88H95ZM112 87V88H110ZM127 87V88H126ZM136 87V88H135ZM153 87V88H151ZM254 87V89H255ZM89 88V89H88ZM99 90H98V89ZM118 90H121V91H115L116 89ZM121 88V89H120ZM124 88V89H123ZM160 88V89H159ZM257 88V87H256ZM74 89V90H73ZM89 91H88V90ZM95 90V91H92V90ZM114 89V90H113ZM154 89V92L152 91ZM80 90V91H79ZM110 90V91H108ZM162 91L161 92H159ZM26 91V92H25ZM32 91V92H30ZM49 91V92H47ZM69 91V92H68ZM71 91V92H70ZM77 91V93H76ZM87 91V92H86ZM112 91V92H111ZM123 91V92H122ZM127 91V93H126ZM157 91V92H156ZM25 92V94H24ZM28 92V94H27ZM93 92V93H91ZM106 92V93H105ZM115 92V93H114ZM125 92V93H124ZM136 92V93H135ZM154 94H153V93ZM31 93V94H30ZM38 93V94H37ZM70 95H69V94ZM73 93V94H72ZM90 93V94H89ZM114 93L115 95H117V97L119 98V96L121 97L122 101L119 99H113V94L111 95L110 97V94ZM121 93V94H119ZM139 93V94H138ZM148 95H147V94ZM158 93L161 95H159V98L158 97ZM79 96H78V95ZM86 94V95H85ZM94 94V95H93ZM119 94V96H118ZM136 94V95H135ZM146 94V95H145ZM157 94V95H155ZM81 95V97H80ZM92 95V96H91ZM106 95V96H105ZM122 95V96H121ZM144 95V96H143ZM153 95V96H152ZM24 96H27V97H24ZM42 96V97H41ZM99 96V98H98ZM105 96V97H104ZM109 96V97H108ZM126 96V97H125ZM157 96V97H156ZM166 96L168 98H166ZM260 97V99H262V101L259 99V97L256 96V99L258 100V104L260 106H263L264 104V96L261 94L258 95ZM69 97V98H68ZM79 97V98H78ZM91 97V98H90ZM96 99H95V98ZM146 99H145V98ZM43 98V99H42ZM74 98V99H73ZM93 99V101H91L90 99ZM98 98V100H97ZM101 98V99H100ZM111 100H110V99ZM127 98V99H126ZM144 98V99H142ZM81 99V100H80ZM87 99L90 100L91 104L87 102ZM142 99V100H141ZM151 101V102H148L147 101ZM84 100H86L84 102ZM107 100V101H106ZM110 100V101H109ZM75 101L77 102L75 104ZM123 101H127V103L123 102ZM131 101V102H130ZM73 102V104H72ZM94 102V103H93ZM105 102H110L109 106H106L107 104H105ZM113 102V103H111ZM120 102V103H119ZM155 102V103H154ZM158 102V103H157ZM262 102V103H261ZM71 103V104H70ZM82 103H83V106H82ZM85 103L86 104V107H85ZM75 104V106H74ZM89 104V106H88ZM117 104V105H115ZM119 104V105H118ZM128 104V106L126 105ZM135 104V105H134ZM139 104V105H138ZM92 105V106H91ZM114 107H113V106ZM121 105L122 108H121ZM0 117L3 115L1 114V112L3 111V105L0 104ZM74 106V107H73ZM81 108H79V107ZM105 106V107H104ZM117 106V107H115ZM120 106V107H119ZM125 106V107H124ZM72 107V108H71ZM89 107V108H88ZM111 107V108H109ZM130 107V109H129ZM136 107V108H135ZM75 110H74V109ZM102 108V110H101ZM105 108L108 110L105 111ZM113 108V109H112ZM117 108V109H116ZM120 108L122 109L120 111ZM125 108V109H123ZM128 108V109H127ZM150 108V109H149ZM264 109V106L261 107V110H262V113H261V117H263V121H264V113H263V109ZM72 109V110H71ZM87 109V110H86ZM111 109V110H110ZM133 109V111H132ZM164 109V110H162ZM77 110V111H76ZM84 110V111H83ZM94 110V111H93ZM99 113H98V111ZM103 110L105 112H103ZM113 110V111H112ZM128 110V111H127ZM130 110V111H129ZM135 110V111H134ZM37 111V112H36ZM40 111V112H39ZM96 111V112H95ZM103 115H101V113ZM115 111V112H114ZM123 111V112H122ZM132 111V112H131ZM146 111V112H145ZM165 111V112H164ZM81 112V113H80ZM84 112V113H82ZM90 112V113H89ZM109 112V113H108ZM114 112V113H113ZM130 112V113H129ZM138 112V114H137ZM98 113V114H97ZM132 113V115H131ZM146 113V114H145ZM13 114V115H12ZM16 114V116L14 115ZM20 114V116L18 115ZM80 114V115H78ZM87 114V115H86ZM108 115V116H106ZM119 115V116H118ZM172 115V114H171ZM7 116V115H6ZM12 116L15 117L14 119H17L19 120V122L22 124V126L20 125V123L18 121H14L12 120ZM18 116V118H17ZM80 116V117H79ZM82 116V117H81ZM117 116V118L115 117ZM137 116V117H136ZM144 117V119H147V120H144L142 117ZM145 116L147 118H145ZM85 117V118H84ZM87 117V118H86ZM101 117V118H100ZM108 117V118H107ZM155 117V118H154ZM90 118V119H89ZM112 118V119H111ZM138 118V119H137ZM234 118V117H233ZM1 119V118H0ZM84 119V121H83ZM95 119V120H94ZM101 119V121H100ZM2 120V119H1ZM99 120V121H97ZM105 120V121H103ZM117 120V121H116ZM130 120V121H129ZM144 120V121H143ZM150 120V121H149ZM83 121V122H82ZM86 121V122H85ZM96 121V122H95ZM103 121V122H102ZM115 121V122H114ZM120 121V122H119ZM134 121V122H133ZM141 121V122H140ZM143 121V122H142ZM146 121V123H145ZM152 121V122H151ZM174 121L173 119H170L169 120V123L168 121L167 124L169 125V127L171 126V129L169 131V134L167 135L168 136V139L166 137V142L168 144L167 147H165L166 150L164 149H159L157 150V152H153L152 154L156 155L157 157L161 156V157H166L165 159H168V158H174V159H178L180 157V154H181V151L183 149H181V146H183L184 148H188L186 149V152H188V156L191 155L192 157H195L196 161L198 162V166H199V173L197 174L198 176H200V181H201V177H202V169L203 167L205 166L206 163H204L205 160H202L203 158H201L200 156H198L197 154H195V151H196V147L192 146V147H185L183 144L184 142L183 141H179L178 138H181L179 137L180 134H178V132H176V126H174L175 124L172 122ZM239 119H237V121H235V123H238ZM82 122V124L80 123ZM85 122V123H84ZM95 122V123H94ZM119 122V123H118ZM84 123V124H83ZM96 123H99L98 125ZM101 123V124H100ZM103 123V124H102ZM121 123V124H120ZM125 123V124H124ZM240 123V122H239ZM91 124V125H90ZM105 124V125H104ZM123 124V125H122ZM145 124H149L148 127L145 126ZM6 125V122L3 123V126ZM88 125V127H87ZM95 125V126H94ZM100 125V127H99ZM108 125V126H107ZM116 127H115V126ZM130 125V126H129ZM133 125V126H131ZM14 126V127H13ZM84 126V127H83ZM86 126V127H85ZM138 126V127H137ZM16 127V129H15ZM99 127V128H97ZM111 127V128H110ZM114 127V128H113ZM133 127V128H132ZM7 128H10L9 130V133H13L11 135H8V132L6 131ZM82 128V129H81ZM88 130H87V129ZM92 128V129H91ZM118 128V129H117ZM121 128V129H120ZM125 128H129V129H125ZM137 128V129H136ZM11 129H14L11 130ZM70 129V130H69ZM76 129L77 130V134H76ZM80 129L85 133H83L82 131H80ZM83 129H86L85 131ZM19 130V131H17ZM98 131L97 133H100V135L104 136H100L99 134H96V132L94 131ZM131 130V131H130ZM134 130V131H133ZM139 130V131H138ZM117 131V133H116ZM119 131V132H118ZM136 131V132H135ZM141 131V132H142ZM151 131V130H150ZM26 132V133H25ZM64 134H63V133ZM74 132V133H73ZM140 132V133H141ZM152 132V131H151ZM173 132L175 135L174 136H169L170 133ZM264 132V131H262ZM80 133V134H79ZM116 135H115V134ZM146 133V134H147ZM243 133V132H242ZM241 133V134H242ZM248 133H251L250 135H252L253 137L249 138L250 135ZM248 134V136H246ZM255 134V136H254ZM257 133L255 132H247L246 133H243L242 135L238 134L239 136L237 137L236 136V139H235V145L233 141V139L229 140L230 142H226L224 141L223 139H219L217 135H212L210 137L207 136V140L211 143H215V145H218L217 147H219V145H223L224 147L226 148H229V149H232L233 150H225L224 147L221 146V149L222 150H225V152L227 154H225L226 156H228V161H230L231 159H235L234 162H237L238 160H240V158L242 159V161L244 162L245 160V164H248L250 167H252L254 165V163H251V162H256L257 159H258V155L256 153L257 149V142H258V136H256ZM17 135V136H16ZM21 135V136H20ZM84 135V136H83ZM96 135V137H101L100 139L94 137ZM118 135V136H117ZM162 135H164L162 133ZM264 134L262 133L261 134V141H262V146L264 147ZM13 136V138H12ZM19 136V138H17ZM79 136V137H78ZM123 136V135H122ZM151 136V135H149ZM241 136V137H240ZM78 137V138H77ZM81 137V138H80ZM118 137V138H117ZM131 138L129 143L132 145H130L131 149L130 151L132 153H134V151H136V146L138 145V142L134 140V138ZM247 137V138H245ZM88 138V139H89ZM103 138V139H102ZM108 138V139H107ZM117 138V139H116ZM177 138V139H175ZM218 140H217V139ZM241 138V139H240ZM243 138V139H242ZM257 138V139H256ZM8 139V140H9ZM16 139V140H15ZM95 139V140H94ZM98 140V141H97ZM101 140V142L99 141ZM107 140V141H106ZM116 140V141H115ZM134 140V141H133ZM177 140V141H176ZM182 140V138H181ZM249 142H248V141ZM257 140V141H256ZM111 141V143H110ZM218 141V142H217ZM221 141V142H220ZM245 141V142H244ZM77 142V141H76ZM104 145H103V143ZM134 142V143H133ZM170 142V143H169ZM183 142V144H182ZM225 142V143H224ZM249 143V146L247 145ZM99 143V144H98ZM109 143V145H108ZM219 143V144H218ZM224 143V144H223ZM231 143H233L232 145L235 146V147H230L232 145H230ZM238 143V144H237ZM75 144V143H74ZM120 144V145H119ZM102 145V146H100ZM119 145V146H118ZM135 145V146H133ZM179 145V147H177ZM230 145V146H229ZM256 145V146H255ZM110 148L112 149L113 147ZM0 147L2 148L1 144H0ZM12 147L13 146H10V149L12 150ZM182 147V148H183ZM0 148V149H1ZM98 148V149H97ZM100 148V149H99ZM164 148V147H163ZM179 148V149H177ZM192 148H196L195 150L192 149ZM224 148V149H223ZM257 148H260V146H258ZM97 149V150H96ZM134 151H133V150ZM199 149V148H198ZM220 149V147H219ZM220 149V150H221ZM237 149V150H235ZM240 149V150H239ZM256 149V151H255ZM164 152H163V151ZM200 150V149H199ZM197 150V151H199ZM248 150V151H247ZM145 151V150H144ZM143 151V152H144ZM190 151L192 152L190 153ZM196 151V152H197ZM264 151V150H263ZM92 152L93 154H96L98 155L97 153H94ZM117 154H115V153ZM200 152V151H199ZM198 152V153H199ZM249 152V153H248ZM234 153V154H233ZM244 153V155H243ZM115 154V155H114ZM144 156L143 159L139 156V158L137 159H140L138 160V163L139 164H142V170L140 171V169H134L131 173H129V176L128 178L129 179V182H128V178L125 180L127 182H123V183H118L116 181V179L113 177L112 178V187H115L113 189V194H112V198H111V202H113L112 206L115 207V209H118L120 211H125L123 213H125L130 219H129V224L131 223L130 226H132V228H136V233L139 231L141 233L138 232V234H135V240L138 241L139 238H141V241L139 240L138 243L135 242V246L137 248V251H141V252H137V256H136V262H138L137 264H157V261H158V264H161L160 262V259L157 257V259H155L156 257L154 255H152L153 253H155L157 251V248H158V245L159 246H162V244L164 245L165 243L168 244V253L172 256H174L175 254L180 253V252H185V253H188V261L191 263V264H196L197 263V259L199 258V252L197 251V248H195V243H196V237L193 234H191L193 232L192 230V225H193V217L191 214V211H190V207L189 205H191V202L190 200L187 198V199H180V190L182 189H185L187 188V180L185 178H183V175H178L177 174V178H178V188L177 190L174 192V194H171L172 196H169L170 194L166 193V195H164L163 197L164 200L167 198L166 196H169V197H172L171 199H173V196H174V200H170L168 201V199L165 200V203H166V209H165V212H168L169 216L166 218L163 217L164 215V212L162 213H159L154 207V204L151 202L152 200H149L151 199V197L149 196V192L147 193V189L146 187L147 186H144V185H149L151 184V181L153 182V175H152V172L151 170L149 171L148 169V166L145 165V163L147 162V158L149 156V154L147 155V151H145L144 153H142ZM170 154V155H169ZM234 156H233V155ZM256 154V155H255ZM112 155V158H110ZM232 156V158H230V156ZM249 155V156H248ZM136 156V155H135ZM189 156V157H191ZM114 157V158H113ZM234 157V158H233ZM252 157V158H251ZM239 158V159H238ZM244 158V159H243ZM260 159V161H259ZM258 159V163L256 162V165H254L252 168L255 170V166L258 167V165L262 164L261 166L264 167V153L261 155V157ZM251 160V161H249ZM112 161V162H111ZM241 161V160H240ZM233 162V161H231ZM249 162V163H247ZM163 165H166V161H163V163H161ZM204 164V165H202ZM258 164V165H257ZM64 164H62V170L63 172L65 173V176L70 173V169L67 170L65 168V166H63ZM17 166L14 165V167ZM147 166V167H146ZM64 167V168H63ZM202 167V168H201ZM255 167V168H254ZM110 169H112L110 167ZM67 170V171H66ZM148 170V171H147ZM15 171V169H14ZM69 171V172H68ZM134 172V173H133ZM143 172V173H142ZM148 172V173H147ZM151 172V173H149ZM67 173V174H66ZM136 173V174H135ZM141 174V175H140ZM149 174H150V177H149ZM201 174V175H200ZM239 174V173H238ZM143 175V176H142ZM220 175V174H219ZM71 176V177H70ZM221 176V175H220ZM218 177L219 180L222 179V176L221 177ZM240 176V175H239ZM67 180L69 181H72L74 182L77 178L75 175H73L72 173H70L69 175L66 176ZM69 177V179H68ZM76 179H74V178ZM134 177V179H133ZM139 178V185H141L140 187V192H135V190H137V187H135L133 185V180H135L136 178ZM144 177V178H143ZM208 177V176H207ZM217 177L214 175H212V179L209 180L210 178L208 177V179H206V182L207 181H210L212 183H206L205 184L207 185V194H205V192H203V199L204 202L206 200V206H207V211H206V216H205V219H204V232H205V244L208 248V256H209V264H224L227 262H225L226 260V257H223L226 255V250H225V246H224V250L221 251L219 253L218 250H216L215 252V245H216V241H214V238L216 240V238L218 237V239L220 237H222V239L226 242L228 236L231 234L232 236V239L234 240V243L236 245V247L238 248V246L241 247V249L238 248L239 250V263L240 264H254V262L252 261H248V258L245 257V253L246 251L243 250V249H246L247 247H251L252 244L254 249L256 248V252L257 254L261 255V256H264V236L262 235H259V233H263L264 234V223L261 224V227L259 225V223H250L249 220V216L253 214H257V207L256 206H252V202H251V199L248 197L247 194H244V196L247 198L245 199V197L243 196V200H241L240 202L242 203V205H240L241 203L239 202V205L241 206V209L240 207H238L239 209H241L243 212H240L239 213V210L237 211L238 212V216L242 215L241 218H238L240 220H236V221H231L232 219H228L226 220V211H222L223 208H220L221 211L218 212V209L217 208L218 206H221L222 205V202L221 200H223V195L221 196L220 194V189L218 188L219 184V180H217ZM71 178V179H70ZM215 178V179H214ZM224 178V177H223ZM73 179V180H72ZM149 181H148V180ZM183 179V180H182ZM258 179V178H257ZM142 180V181H140ZM184 184H183V182ZM259 180V179H258ZM132 181V182H131ZM149 183H148V182ZM156 181V182H155ZM162 180L156 178L154 179V183L159 185L160 187V190L161 192H163V194H165L166 190H165V187L163 186H160L162 185ZM76 182V181H75ZM131 182V183H130ZM143 182V184H142ZM145 182V183H144ZM159 182V183H158ZM242 182V181H241ZM257 182V181H255ZM118 185H117V184ZM127 185H126V184ZM130 183V184H129ZM161 183V184H160ZM244 183V184H243ZM125 184V185H124ZM180 184V185H179ZM240 184V182H239ZM238 184V185H239ZM132 185V186H131ZM214 185V186H212ZM242 185H245V182L243 181L241 184H240V187L244 188ZM131 186V187H130ZM127 187V188H126ZM135 187V188H134ZM215 187V188H214ZM127 190H126V189ZM131 188H133V190H131ZM214 188V189H213ZM246 188V187H245ZM164 189V190H163ZM219 189V191H218ZM65 189H62V187H60V190L59 191H64ZM116 191V192H115ZM121 191V192H120ZM123 191V192H122ZM12 192V193H11ZM10 193L12 194V196H14V192H18V196H22L21 199H24V202L23 204L25 203V200L27 202V198L24 197L23 195V191L22 190H18V191H11ZM19 192H21L19 194ZM125 192H128V193H125ZM244 192V191H243ZM9 193V194H10ZM62 193V192H60ZM115 193V194H114ZM137 193V194H136ZM145 193H147L148 195H146ZM16 194V193H15ZM75 194L77 196H79V193L75 192ZM126 194V195H125ZM144 195V197L146 198V209L147 212L145 211V209H143V205H141L138 201V196L136 195ZM179 197V199H177V196ZM117 195V196H116ZM121 195V196H120ZM220 195V196H219ZM116 199H114V197ZM124 196V197H123ZM147 196H149V198H147ZM24 197V198H23ZM122 197V198H121ZM128 197V198H126ZM26 198V199H25ZM117 198H120L117 200ZM130 198V199H129ZM128 199V201H127ZM177 199V200H176ZM248 199L250 201H248ZM115 200V201H114ZM117 200V201H116ZM132 200V201H131ZM149 200V204H147V201ZM177 202H176V201ZM245 200L248 201V203L246 202L245 203ZM127 201V202H126ZM169 203H168V202ZM173 201V202H172ZM182 201V202H181ZM122 202V203H121ZM171 202V204H170ZM215 202V203H214ZM66 202H63V203H60V205L62 206H65V208H63L64 210H62L60 207L62 206H57L55 205L56 207H58L57 209L58 210H53L51 211V213L54 212V216L52 217L53 214H50V220L47 219L45 222H46V226L42 229V231L44 232H41L40 236L39 237V240L41 243H48V240H49V236H53V235H58L59 233H62L64 230H65V227L66 225H64V222H68V218H69V215H66V214H69L70 212L71 215H73V217H77L79 215L78 213V208L80 207V205H78V208H76L77 205H75L74 203H66ZM119 203V204H118ZM153 205H152V204ZM190 203V204H189ZM212 203V204H211ZM217 203V204H216ZM28 204V202H27ZM122 204V206H121ZM128 204V205H127ZM168 204H170L169 206H171V208L168 207ZM176 204V205H175ZM179 204V206H178ZM182 204V205H181ZM189 204V205H188ZM221 204V205H219ZM247 204V205H246ZM250 204V205H249ZM9 205L11 204H8L7 203H3L2 206L6 208H8L9 212L8 214H10L9 216H6L4 218V220H2L3 222H0V233H1V230L4 229L6 231L7 227H8V230L10 231V234H12L11 232L15 233L14 231L17 230V229H21L22 227L24 228L25 226L26 229L28 228L29 224L28 223H31V221L26 218V213L28 212V208L26 206L27 209L24 210V208H22L21 212H20V209L19 208H16V206H10ZM16 205V204H15ZM71 207H70V206ZM125 207L128 206V207ZM132 205V206H131ZM142 208H141V206ZM147 205H150V206H147ZM175 205V206H174ZM238 205V206H239ZM19 206V205H18ZM70 208H69V207ZM107 205L104 204L101 205L99 207V209L97 208H93L92 207H87L88 210L84 211L87 212L85 214H87L86 216H82L83 219H94V222H98L100 223V221H104L105 220V214L103 213V216H101V212H103L104 210L107 209L106 207ZM118 206V208H117ZM121 206V207H120ZM178 206V207H176ZM212 206V207H211ZM217 206V207H216ZM20 207V206H19ZM82 207V206H81ZM130 207V209H129ZM151 207V208H150ZM183 207V208H182ZM217 209H216V208ZM222 207V206H221ZM253 207V208H252ZM67 208V209H66ZM76 208V211H74V209ZM86 208V209H87ZM90 208V209H89ZM93 208V210L91 209ZM122 208V210H121ZM215 208V209H214ZM247 208V209H246ZM252 208V209H251ZM65 209L67 210V213L65 211ZM71 209H73L71 211ZM94 209H97V214H96V210L94 212ZM103 211H102V210ZM126 209V210H125ZM154 209V210H152ZM225 209V208H224ZM223 209V210H224ZM250 209L252 210V213H247V210ZM7 210V211H8ZM14 210V211H13ZM27 210V211H26ZM61 211L59 212V215H58V211ZM137 210V211H136ZM144 212H143V211ZM156 210V211H155ZM181 210V211H180ZM18 211L19 213L23 214L24 219L21 218L19 220V217H17L13 212H16ZM26 211V212H24ZM64 211V212H62ZM130 211H133V212H130ZM213 211V212H211ZM249 211V210H248ZM17 212V213H18ZM92 212V213H91ZM218 212V213H217ZM223 212V213H221ZM245 212V214H244ZM250 212V211H249ZM57 213V215L55 214ZM63 213V214H62ZM66 213V214H64ZM74 213V214H73ZM131 213V214H129ZM139 213V214H138ZM146 213V214H145ZM150 213V214H149ZM189 213V214H188ZM228 213V212H227ZM7 214V215H8ZM91 214V215H90ZM100 216H99V215ZM124 214V215H125ZM144 214V215H143ZM158 214H160L159 216H161L162 214V218L158 216ZM182 214V215H181ZM185 214V216H184ZM221 214L225 215L224 217V221H229V223H226L224 222L225 224H221L220 222H222V218H220ZM89 215V217L87 218V216ZM97 215V216H96ZM138 215V216H137ZM222 215V216H223ZM244 215H246V218H244ZM249 215V216H247ZM55 216H56V219H55ZM64 217V218H61ZM68 216V218H67ZM139 218H137V217ZM154 216V217H153ZM165 216V215H164ZM180 216V217H179ZM184 216V218H183ZM221 216V217H222ZM10 217V218H9ZM12 217V218H11ZM15 219H14V218ZM74 217V218H75ZM95 217L96 219H99V220H95ZM142 217V218H141ZM144 217V218H143ZM188 219H186V218ZM242 217L244 218V220H247V221H244L242 220ZM251 217V216H250ZM54 218V219H53ZM61 218V220H60ZM67 218V219H66ZM103 218V219H102ZM135 218V219H133ZM137 218V219H136ZM181 218V219H180ZM183 218V219H182ZM66 219V220H64ZM101 219V220H100ZM162 219V220H161ZM186 219V220H185ZM217 219V220H216ZM6 220V221H5ZM18 220V221H17ZM23 220V222H22ZM56 220V221H54ZM132 220L134 222H132ZM139 220V222H138ZM178 220V222H177ZM208 220V222H207ZM234 220V219H233ZM28 221V222H27ZM49 221V222H47ZM58 221V222H57ZM62 221V222H61ZM64 221V222H63ZM138 223H137V222ZM185 221V223H184ZM191 221V222H190ZM220 221V222H219ZM232 223H231V222ZM19 222V223H18ZM26 222V223H25ZM44 222V223H45ZM57 222V223H56ZM181 222V224H180ZM187 222V223H186ZM214 222V223H213ZM247 222V223H246ZM12 223V224H11ZM22 223V224H21ZM51 223V224H50ZM55 223V224H54ZM93 223V220L92 222ZM137 223V224H136ZM140 223V224H139ZM154 223V224H153ZM184 223V224H183ZM189 223H191V225H189ZM19 226H18V225ZM59 224V225H58ZM139 224V225H138ZM153 224V225H152ZM167 224H169V227L171 229V232H169L167 230ZM210 224V225H209ZM211 224H212V227H211ZM221 225L223 230L221 231V235L219 234H216V231L212 228L216 227L213 225ZM243 224V225H242ZM6 228H5V226ZM25 225V226H24ZM53 225V226H51ZM165 225V226H164ZM175 225V226H174ZM181 225H184L181 227ZM185 225H188V232H186L187 229H185ZM251 225V226H250ZM257 225V227H256ZM47 226H50V227H47ZM64 226V227H63ZM95 225H93L90 230H88L90 233V235H95L97 232H95L97 230V228L95 227ZM149 226V227H148ZM153 228H152V227ZM157 226V227H156ZM235 226V228H234ZM248 226V227H247ZM250 226V227H249ZM15 227V228H14ZM19 227V228H17ZM53 227V228H52ZM55 227V228H54ZM58 227V228H57ZM181 229H178L180 228ZM47 230H46V229ZM57 228V229H56ZM146 228V229H145ZM190 228V229H189ZM221 228V229H222ZM252 228V231L254 232H251ZM254 228V230H253ZM13 229V230H12ZM55 229V230H54ZM95 229V231H94ZM150 229V230H149ZM250 229V230H249ZM261 229V230H260ZM12 230V231H11ZM48 230L50 233H48ZM124 230V228L122 229ZM175 230V231H174ZM189 230L191 231V233L189 232ZM248 230V231H247ZM57 231V232H56ZM59 231V232H58ZM61 231V232H60ZM180 231V232H178ZM212 231V232H211ZM214 231V232H213ZM231 231V232H230ZM261 231V232H259ZM263 231V232H262ZM47 232V234H46ZM52 232V233H51ZM146 232V233H144ZM223 232V233H222ZM56 233V234H54ZM58 233V234H57ZM94 233V234H92ZM123 233V232H122ZM180 233V234H179ZM188 235V238H187V235ZM230 233V234H229ZM251 233H254V234H251ZM140 234V235H139ZM30 235V234H28ZM27 234L25 235L26 238L25 239H29L31 237L28 236ZM44 235H45V238H44ZM145 235V236H144ZM175 235V236H174ZM177 235V236H176ZM190 235V236H189ZM141 236V237H140ZM212 236V237H211ZM226 236V238L224 237ZM29 237V238H27ZM47 239L46 240H44ZM143 237V238H142ZM152 237V238H151ZM155 237V238H154ZM177 237V238H176ZM190 237V238H189ZM1 241L3 240L2 237H0ZM42 238V239H41ZM146 238V239H145ZM148 238V239H147ZM158 238V239H157ZM179 238V239H178ZM190 240V242L187 240ZM212 238V239H211ZM32 238H30L29 240H31ZM156 239V240H155ZM217 239V240H218ZM259 239V240H258ZM43 240L45 242H43ZM150 240V241H149ZM174 240V241H173ZM189 242H187V241ZM193 240V241H192ZM210 240V241H209ZM251 245L249 244L250 242H252ZM149 241V243H148ZM162 241V242H161ZM249 241V243H247ZM263 241V242H262ZM180 242V243H178ZM40 243V244H41ZM73 243V242H72ZM137 243V244H136ZM140 243V244H139ZM145 244V246L143 244ZM192 245H191V244ZM212 243V244H211ZM215 243V244H214ZM222 243H224L222 241ZM255 243V244H254ZM45 244V245H46ZM142 244V245H141ZM148 246H147V245ZM179 244V245H178ZM241 244V245H240ZM248 245V246H245V245ZM43 244H41L40 246H42ZM45 245H43L40 249L42 255H38V262L39 264H47V260L46 258L44 259H40V258H43V256L46 257V250L47 248V245L45 247ZM218 245V244H217ZM225 245V244H224ZM250 245V246H249ZM147 246V247H146ZM154 246V247H153ZM156 246V247H155ZM193 248H192V247ZM220 246L223 247V244ZM44 247V248H43ZM143 247V248H141ZM189 247V248H188ZM43 248V250H42ZM166 248V249H167ZM185 248V250H184ZM192 248V249H191ZM213 248V249H212ZM144 249V251L142 252V250ZM179 249V250H178ZM183 249V250H182ZM191 249V250H190ZM214 250V251H213ZM46 252L45 254H43V252ZM148 251V253H147ZM176 251V252H175ZM211 251V252H210ZM217 251H218V254H217ZM92 250L88 253L91 254ZM152 252V253H151ZM225 252V254H224ZM49 253V252H48ZM140 253V255H139ZM214 253V254H213ZM216 253V254H215ZM223 253V254H221ZM88 254V255H90ZM147 256V259L146 256ZM149 254H151L150 256H148ZM213 254V255H211ZM127 253L125 252L123 256H126ZM191 255L193 256L191 258ZM216 255V257L214 256ZM223 255V256H222ZM141 256V257H140ZM144 256V257H143ZM154 256V257H152ZM215 257V259H214ZM223 257V258H221ZM140 259V262H139V259ZM144 258V259H143ZM151 258V259H149ZM154 258V259H153ZM247 258V259H246ZM217 259V260H216ZM42 260V261H41ZM44 260V261H43ZM46 260V261H45ZM138 260V261H137ZM145 261V262H142V261ZM149 260V261H148ZM155 260V261H154ZM195 260V261H194ZM222 261V262H221ZM42 262V263H41ZM142 262V263H141Z\"/></svg>",
  "mask_w": 264,
  "mask_h": 264
}]
</instances>
